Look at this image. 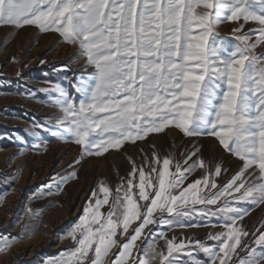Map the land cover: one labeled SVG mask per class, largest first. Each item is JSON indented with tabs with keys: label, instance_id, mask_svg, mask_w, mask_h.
<instances>
[{
	"label": "snow or ice",
	"instance_id": "6c2138e0",
	"mask_svg": "<svg viewBox=\"0 0 264 264\" xmlns=\"http://www.w3.org/2000/svg\"><path fill=\"white\" fill-rule=\"evenodd\" d=\"M226 22L235 25L236 43L219 36ZM249 23L254 27L245 32ZM29 25L79 45V55L94 69L73 85L79 99L59 85L51 89L63 97L56 105L63 113L61 136L81 146L76 163L168 127L188 137L211 135L243 162L220 186L213 177H221V165L210 171L200 158L187 164L195 151L175 171L172 158L154 156L147 171L133 165L132 179L116 189L106 214L101 209L112 192L101 182L103 197L91 193L68 234L76 247L52 264H232L249 236L239 223L249 210L238 205L264 204V51L258 52L264 49V0H0V26ZM197 168L204 173L185 186ZM193 216L223 223L188 225L179 219ZM150 225L224 231L208 235L218 242L212 247L169 238ZM0 241V254L15 242ZM253 243L258 247L245 245L248 254L237 264H264V233ZM196 252L208 259L197 260Z\"/></svg>",
	"mask_w": 264,
	"mask_h": 264
},
{
	"label": "rangeland",
	"instance_id": "374dc122",
	"mask_svg": "<svg viewBox=\"0 0 264 264\" xmlns=\"http://www.w3.org/2000/svg\"><path fill=\"white\" fill-rule=\"evenodd\" d=\"M234 26L233 23H222L217 29L219 36L236 43L232 35ZM252 27L251 23L245 25V32ZM80 51L79 45L65 43L56 32H42L31 25L22 28L0 26V237L15 240L8 251L0 254V264H52L59 260L76 247L68 234L79 222L91 193L96 191L103 197L99 192L101 182L112 192L109 205L101 209L106 214L116 189L132 179L133 165L147 171L154 156L161 161L165 157L172 158L170 170L175 171L174 165L184 164L190 153L195 151L196 155L188 159L187 164L200 158L210 171L221 165L225 171L221 177H213L220 186L242 167L243 162L225 151L215 137H188L175 127L151 133L135 143L125 142L121 149L110 150L100 157H83L76 163L81 157V146L67 142L66 134L61 136L64 126L58 123V118L63 113L56 105L63 97L51 89L53 85H59L79 99L73 85L78 78L94 71L86 66V58L79 55ZM260 51L264 49H258ZM10 143L15 150L2 149ZM73 172L76 174L74 178L58 188L47 190L49 196L39 191L44 183L54 181L56 177H68ZM203 173L204 169L197 168L185 181V186ZM238 206L249 210V214L239 222L249 236L242 238L232 264H237L240 257L248 254L242 250L245 245L258 247L253 243L254 238L264 233V227H259L264 224V204L241 202ZM209 207L215 210L219 205ZM41 213L46 214L40 219ZM179 219L188 225L223 223L215 217L211 221L207 218L202 220L199 216ZM134 227L135 224L132 225ZM149 229L165 232L169 238L176 237L178 241L200 240L212 247H216L218 242L209 240L208 235L224 231L221 227L211 226H175L169 229L150 225ZM157 244L164 248L163 239H158ZM194 255L200 261L208 259L203 252Z\"/></svg>",
	"mask_w": 264,
	"mask_h": 264
},
{
	"label": "crops",
	"instance_id": "0c3cea01",
	"mask_svg": "<svg viewBox=\"0 0 264 264\" xmlns=\"http://www.w3.org/2000/svg\"><path fill=\"white\" fill-rule=\"evenodd\" d=\"M14 146L10 143V144H8L7 146H5V147H3L2 149H4V148H7L6 150H15L14 148H13ZM48 185H51V187H47ZM60 185H62V183H60V179L58 178V177H56V180H51L50 182H46V183H44L43 184V186L41 187V188H39V191L41 192V194H42V192L44 191V196H46L47 194H48V192H47V190L49 191L50 189H53V188H58V186H60ZM46 193V194H45ZM50 194V193H49ZM49 194H48V196H49ZM9 196L10 195H12V194H8ZM44 199V198H43ZM46 207H48V206H46ZM41 209H44V208H41ZM41 209H39L38 211H42ZM42 215H40V219L41 218H43L44 216H45V214L46 213H41ZM6 232H9L8 230L6 231ZM10 233V232H9ZM131 233V232H130ZM28 238H26V239H24V240H27ZM23 240V241H24Z\"/></svg>",
	"mask_w": 264,
	"mask_h": 264
}]
</instances>
